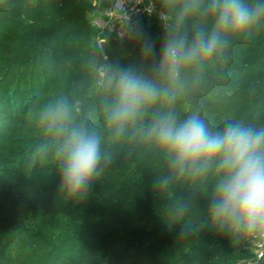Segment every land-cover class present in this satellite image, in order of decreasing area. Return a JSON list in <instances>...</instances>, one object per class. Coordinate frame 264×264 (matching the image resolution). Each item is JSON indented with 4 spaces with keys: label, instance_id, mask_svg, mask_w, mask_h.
Masks as SVG:
<instances>
[{
    "label": "clouds",
    "instance_id": "1",
    "mask_svg": "<svg viewBox=\"0 0 264 264\" xmlns=\"http://www.w3.org/2000/svg\"><path fill=\"white\" fill-rule=\"evenodd\" d=\"M159 6L165 35L157 75L167 84L138 75L132 67L114 71L110 64L102 65L99 77L111 94V104L105 106L107 133L119 141L150 113L141 139L166 164V172L153 180L154 191L165 192L181 179L193 185L212 180L207 189L210 202L201 219L180 223L192 207L183 197L167 205L176 221L171 224L181 226V237L212 228L232 238L264 241V123L228 119L215 126L199 109L186 115H177L170 107L156 109L161 101L167 106L176 103L173 89L180 84L182 70L223 55L234 37L250 38L264 26V0H159ZM188 24L191 31L185 27ZM120 25L128 28V17ZM129 34L139 37L130 28ZM155 47L153 41L144 40L142 54L154 58ZM78 112L67 97L45 102L34 117L45 139L29 157L55 160L60 190L77 202L86 199L115 156L104 146L105 137L76 119Z\"/></svg>",
    "mask_w": 264,
    "mask_h": 264
},
{
    "label": "rangeland",
    "instance_id": "2",
    "mask_svg": "<svg viewBox=\"0 0 264 264\" xmlns=\"http://www.w3.org/2000/svg\"><path fill=\"white\" fill-rule=\"evenodd\" d=\"M148 1L156 6L158 12L160 11L159 0ZM81 2L90 6L87 10V18L94 30L87 46L99 54L98 63L91 69L94 72L89 70L91 67L89 64L86 65L87 68H83L76 74L63 75L62 68L55 69L57 82L49 86V80L47 81L42 72V67L45 62L54 65L52 60L56 54L49 53L46 46L33 54L36 47L37 49L42 47H40V41L34 40V31L45 29L44 25L38 23L46 17L45 11L33 5V0H19L20 6L12 16L15 22L11 29V38L19 46L16 48L6 43L3 49L10 55L0 54V82L2 83L0 85V264H45L51 260L54 262L52 264H72L75 260H79L80 264H112L109 256L103 252L100 257L93 258L87 257L89 253L87 251L83 259L79 258L84 252V245H82L85 239L84 234L76 235L73 241L72 235L75 230H81V222L75 219L76 215H67L74 200L58 198L52 202V196H48V191L43 190L48 182L33 178V172H37L39 176L43 172L44 178H47L50 176L47 174L57 168L56 161L53 159L45 162L29 159L35 146L43 143L45 139L34 117L45 102L51 103L58 98L67 97L72 102L73 109H79L76 119L84 122L86 106L89 102L97 100L98 103L95 106L98 113L92 114L86 124L106 135L105 106L111 104V94L99 77L102 65H111L122 58L129 62L126 67H132L138 61V75L153 79L161 86H165L167 81L158 77V68L143 70L147 57L142 54L141 45L135 50V46L128 45L122 48L118 43L117 56L114 61H111L108 54V49L110 51L112 49L109 40L121 41L124 38L119 39L117 35L109 31L112 24L102 16L101 10H96L92 2L85 0ZM24 7L31 9V12H22L21 9ZM143 19L147 23H157L164 31L156 14ZM26 26L29 28H24ZM14 27L19 29H13ZM186 28L191 31L192 25ZM262 33L264 28L260 27L253 37ZM144 34L146 35V32ZM249 39L243 36L233 38V41L239 43L233 48L228 44L224 52L232 61L229 64L219 62L216 57L211 61L196 63L191 68L182 70L180 84L173 89V94L177 96L176 103L167 106L164 101H161V108L170 107L176 111L177 115H186L192 109H199L201 115L215 126H220L228 119H240L242 122L252 123L263 118L264 62L262 58L264 56L258 51H261V45L264 43L247 45ZM255 41L259 42L260 39L256 38ZM158 51L160 46L156 52ZM28 55L30 56L26 58ZM237 61L241 63L242 68L237 73L232 72L229 67ZM76 68L72 66V69ZM37 91L40 95L36 94ZM37 96L39 97L36 98ZM240 99L243 103L238 106L237 102ZM189 102L196 104L189 106ZM145 115L137 120L134 127L129 128L133 130V133L137 134L148 126L150 120L148 117L144 118ZM55 190L61 194L64 193L60 188ZM58 208H64L66 211L59 212ZM49 229L53 230L49 231ZM54 230L62 232L58 234ZM50 235L52 238L48 239ZM238 239L240 246L236 250L241 248L244 253L241 257L237 254L233 259H227V263L264 264L255 260L256 240L240 237ZM194 243L195 240H192L186 248L178 252V255H184V251H187ZM105 247L114 253L110 245L106 244ZM182 259L183 262L179 264H198L196 260L185 257ZM132 261L130 263L148 264L144 260L132 259Z\"/></svg>",
    "mask_w": 264,
    "mask_h": 264
},
{
    "label": "trees",
    "instance_id": "3",
    "mask_svg": "<svg viewBox=\"0 0 264 264\" xmlns=\"http://www.w3.org/2000/svg\"><path fill=\"white\" fill-rule=\"evenodd\" d=\"M81 1L33 0V5L45 11L46 15L45 19L38 23L44 25L45 29L34 31V40L40 41V47H42L40 49L36 47L33 54L43 50L45 46L49 53L56 54L52 60L54 65L45 62L42 67V72H44L47 81L49 80L50 87L57 82L55 69L62 68L63 75L76 74L83 68H87V64L91 65L89 68L91 70L99 61L98 52L87 46L94 30L87 18V10L90 6ZM19 6V0H2L0 3V54L10 55L3 49L6 43L16 48L19 46L11 38V29L15 22L12 16ZM21 11L30 13L31 9L24 7ZM24 28L28 29L29 27ZM13 29L19 28L14 27ZM133 32L138 33L139 37L131 35L121 41L109 40L112 49L111 51L108 49V54L111 61H114L117 56L118 43L122 48L128 45L135 46L136 50L138 46L142 47L144 40H149L156 45L155 54L154 58L153 56L147 57L143 70L158 68L160 51L156 52V50L160 46L165 32L157 23H147L145 19L138 21ZM256 38L260 41H255ZM261 42L264 43V33L255 38L250 37L247 45H259ZM238 44V41H229L231 48L237 47ZM261 47V51L258 52L264 56V45L262 44ZM227 57L225 52L223 55L217 56L219 62L229 64L232 61ZM262 60L264 62V57ZM128 63L121 58L111 66L114 71H118L120 68L126 67ZM73 65L77 68L72 69ZM132 68L138 74L139 62H135ZM229 68L232 69V72L237 73L242 65L237 61L232 63ZM91 71L94 72V70ZM194 87L197 88L195 85ZM36 94L40 95L38 91ZM97 103V100H94L86 106L85 123L89 122L92 114L98 113L95 106ZM242 103L243 100L240 99L237 105ZM194 104L196 103L189 102V106ZM160 108V103H158L156 109ZM146 117L150 120L151 114L144 116V118ZM259 122L264 123V117ZM142 130L135 134L132 129H127L124 136L116 142L108 133L106 135L100 133L105 137L104 146L115 156L111 165L106 167L100 178L94 181L86 199L82 201L77 202L65 193L56 192L55 188H60L57 168L47 174L50 175L47 177L48 180L44 178L45 173L42 172L39 176L37 172H33V178L48 182L43 190L48 191V196H52V202L58 198H65L67 201L74 200L67 215H76L75 219L81 222V230H75L72 235L73 241L76 235L84 234L83 238L85 239L82 242L84 252L79 258L83 259L87 251H89L87 257L93 258L100 257L101 252L105 253L109 256L112 264H133L130 263L133 262L132 259L144 260L148 264H179L183 262L182 257L196 260L198 264H229L226 262L227 259H233L237 254L241 257L244 251L241 248L236 250L240 246L239 237L232 238L212 228H205L188 237L179 235L181 226L171 224L176 221L169 215L167 205L177 197H183L191 203L192 207L180 223L190 224L201 219L206 214L210 202V192L207 189L210 190L212 180L209 179L200 185H193V183L181 179L175 181L165 192L154 191L153 180L166 172V164L160 153L156 152L150 144L142 141ZM166 193L169 195H165ZM64 211L66 209H59V212ZM51 230L53 229H49V231ZM54 231H57L58 234L62 232L61 230ZM50 238L52 235L48 237V239ZM192 240H195V243L187 251H184V255H178V252L186 248ZM106 244L114 249V253L105 247ZM47 258L49 259L50 256L48 255ZM52 262L53 260L47 261L45 264H52ZM261 262L264 263V261ZM72 264H80V262L75 260Z\"/></svg>",
    "mask_w": 264,
    "mask_h": 264
},
{
    "label": "built area",
    "instance_id": "4",
    "mask_svg": "<svg viewBox=\"0 0 264 264\" xmlns=\"http://www.w3.org/2000/svg\"><path fill=\"white\" fill-rule=\"evenodd\" d=\"M92 2L96 10H101L102 16L112 24L110 32L120 39L130 37L129 28L133 32L136 24L144 17L150 18L156 14L159 19V12L156 6L148 0H85ZM124 11L123 17L119 15ZM100 12V13H101ZM128 17V28H122L121 22ZM254 256L256 261H264V241H256Z\"/></svg>",
    "mask_w": 264,
    "mask_h": 264
}]
</instances>
